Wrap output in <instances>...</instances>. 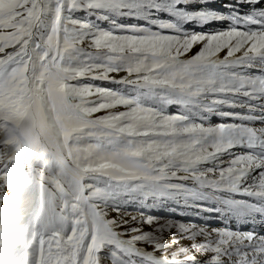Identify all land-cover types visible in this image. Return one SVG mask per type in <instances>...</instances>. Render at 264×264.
<instances>
[{
	"label": "snow or ice",
	"instance_id": "snow-or-ice-1",
	"mask_svg": "<svg viewBox=\"0 0 264 264\" xmlns=\"http://www.w3.org/2000/svg\"><path fill=\"white\" fill-rule=\"evenodd\" d=\"M218 3L0 0V264H264V0Z\"/></svg>",
	"mask_w": 264,
	"mask_h": 264
},
{
	"label": "rangeland",
	"instance_id": "rangeland-1",
	"mask_svg": "<svg viewBox=\"0 0 264 264\" xmlns=\"http://www.w3.org/2000/svg\"><path fill=\"white\" fill-rule=\"evenodd\" d=\"M222 3H224V2H221V3L218 4L219 5L218 8L221 7ZM122 22H125V23H128V24L142 23V21H138L136 19H128V20L122 21ZM102 26L103 27H108L107 24H103ZM197 49H199V48L193 49L192 52L189 53V55L194 54L197 51ZM170 110H173V109H170ZM217 122H219V121H217L215 119L212 121V123H217ZM141 211H143L146 215H152V216H157V217H175L176 219L182 220V221H185V222H187L188 219L191 218V217H194V216L197 217L192 211L185 210V209H182V208H176V209L165 208V209L161 210L159 207H157L155 209L145 208V209H141ZM133 214H136L134 209H133ZM197 220L201 221V219H197ZM201 223H202V221H201ZM137 226H141V225H137V224H134V223L128 225V227H137ZM142 227H143V229L145 231L149 230V227H148L147 224H143Z\"/></svg>",
	"mask_w": 264,
	"mask_h": 264
},
{
	"label": "bare ground",
	"instance_id": "bare-ground-1",
	"mask_svg": "<svg viewBox=\"0 0 264 264\" xmlns=\"http://www.w3.org/2000/svg\"><path fill=\"white\" fill-rule=\"evenodd\" d=\"M218 4H219V3H218ZM218 4H216L215 7L218 8V6H219ZM196 48H199V46L195 47L194 49H196ZM198 50H199V49H197V51H198ZM238 111H239V109H238ZM197 219H198V218L194 216V217L189 218L187 222H195V223H197V224L201 223L202 220L199 221V220H197ZM221 226H222V225H221ZM233 227H235V226L233 225Z\"/></svg>",
	"mask_w": 264,
	"mask_h": 264
}]
</instances>
